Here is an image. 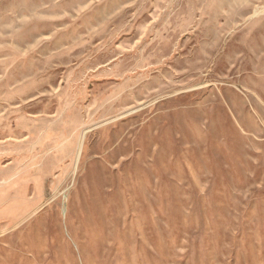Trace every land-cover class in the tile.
Wrapping results in <instances>:
<instances>
[{
	"label": "rangeland",
	"instance_id": "rangeland-1",
	"mask_svg": "<svg viewBox=\"0 0 264 264\" xmlns=\"http://www.w3.org/2000/svg\"><path fill=\"white\" fill-rule=\"evenodd\" d=\"M0 264H264V0H0Z\"/></svg>",
	"mask_w": 264,
	"mask_h": 264
}]
</instances>
